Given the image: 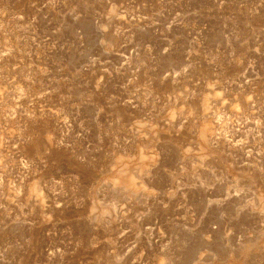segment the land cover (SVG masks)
<instances>
[{
	"label": "rangeland",
	"instance_id": "obj_1",
	"mask_svg": "<svg viewBox=\"0 0 264 264\" xmlns=\"http://www.w3.org/2000/svg\"><path fill=\"white\" fill-rule=\"evenodd\" d=\"M264 264V0H0V264Z\"/></svg>",
	"mask_w": 264,
	"mask_h": 264
},
{
	"label": "bare ground",
	"instance_id": "obj_2",
	"mask_svg": "<svg viewBox=\"0 0 264 264\" xmlns=\"http://www.w3.org/2000/svg\"><path fill=\"white\" fill-rule=\"evenodd\" d=\"M164 260L161 261V264H163Z\"/></svg>",
	"mask_w": 264,
	"mask_h": 264
}]
</instances>
